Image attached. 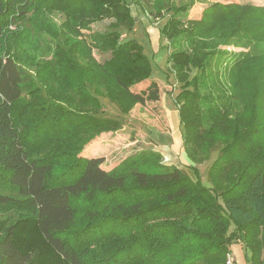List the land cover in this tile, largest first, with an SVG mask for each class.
Instances as JSON below:
<instances>
[{
	"label": "trees",
	"instance_id": "obj_1",
	"mask_svg": "<svg viewBox=\"0 0 264 264\" xmlns=\"http://www.w3.org/2000/svg\"><path fill=\"white\" fill-rule=\"evenodd\" d=\"M132 3L165 18L183 168L153 149L107 170L81 155L159 100L155 81L133 90L152 78L136 40L92 53L103 37L91 25L119 15L132 30ZM196 3L0 0V211L28 209L0 221V264H227L232 243L264 264V6L218 2L193 17ZM215 149L204 182L197 165Z\"/></svg>",
	"mask_w": 264,
	"mask_h": 264
},
{
	"label": "rangeland",
	"instance_id": "obj_2",
	"mask_svg": "<svg viewBox=\"0 0 264 264\" xmlns=\"http://www.w3.org/2000/svg\"><path fill=\"white\" fill-rule=\"evenodd\" d=\"M188 0H174L176 4ZM190 14L193 17L208 16L214 5L218 2H238L243 5H263L264 0H196ZM133 18V28L128 31L124 25L119 23L120 16H111L91 25V31L102 34V39L92 48L96 58L103 59L112 51L114 39H134L141 46L147 55L151 66L152 78L136 84L133 90L138 91L146 88L151 81H155L159 87V100L147 102L144 105H135L129 114L122 119V128L116 132H101L93 138L83 149L81 155H93L103 157L102 167L110 169L116 166L124 157L129 154L144 150L158 149L162 153V162L166 165H175L183 168L186 165V155L183 150L182 134L183 126L179 120L177 106L174 98L179 91V84L175 81L174 73L167 64L169 51L167 40L161 35V27L165 18L154 19L148 17L139 4L129 6ZM55 21L59 22L58 14L53 15ZM122 37V38H121ZM228 52H238L242 48L232 45L222 46ZM44 54L47 53L46 44L43 45ZM244 51V49H243ZM102 114L114 116V108L107 105L104 99ZM217 156V149L210 152L208 159L197 165L204 182L207 178V171L211 162ZM23 205V204H21ZM12 207L6 212L0 211V221L16 217L26 213L27 208ZM4 222H2V225ZM264 233L261 230L260 234ZM230 253L226 256V263L229 256L230 263L227 264H252L250 253L244 249L241 243H232ZM232 259V260H231Z\"/></svg>",
	"mask_w": 264,
	"mask_h": 264
},
{
	"label": "crops",
	"instance_id": "obj_3",
	"mask_svg": "<svg viewBox=\"0 0 264 264\" xmlns=\"http://www.w3.org/2000/svg\"><path fill=\"white\" fill-rule=\"evenodd\" d=\"M156 151H158L159 153H161V151H159L158 149H155ZM161 155H162V153H161ZM87 156H93V155H87Z\"/></svg>",
	"mask_w": 264,
	"mask_h": 264
},
{
	"label": "built area",
	"instance_id": "obj_4",
	"mask_svg": "<svg viewBox=\"0 0 264 264\" xmlns=\"http://www.w3.org/2000/svg\"><path fill=\"white\" fill-rule=\"evenodd\" d=\"M229 258H231V257L229 256ZM229 258L227 259V263H230V259H229ZM231 260H232V259H231Z\"/></svg>",
	"mask_w": 264,
	"mask_h": 264
}]
</instances>
